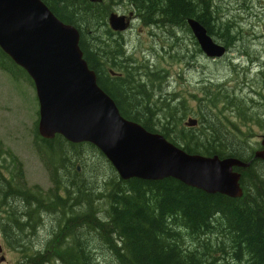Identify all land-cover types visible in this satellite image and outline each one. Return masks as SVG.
Wrapping results in <instances>:
<instances>
[{
	"label": "trees",
	"instance_id": "1",
	"mask_svg": "<svg viewBox=\"0 0 264 264\" xmlns=\"http://www.w3.org/2000/svg\"><path fill=\"white\" fill-rule=\"evenodd\" d=\"M43 1L78 28L84 58L124 117L161 132L187 152L251 161L235 167L241 171L243 193L232 197L172 176L122 178L93 143L36 132L35 145L51 179L47 189L26 184L22 163L13 153L2 159H8L5 164L0 160V211L5 212L0 227L8 243L26 255L23 264H264V159L253 157L255 149L221 118L216 94L198 97L196 124H178L181 115L171 103L175 96L156 94L163 80L155 76L158 70L147 62L137 65L108 22L112 11L131 12L144 25L173 34L184 27L190 31L186 18L193 16L228 49L235 27L216 0ZM198 50L202 52L199 45ZM0 66L10 72L18 67L29 77L1 47ZM185 109L183 105V114ZM224 118L235 125L231 117ZM46 217L49 226L43 225ZM42 226L47 235L30 252L28 236L37 235ZM95 247H104L113 262L105 257L93 262Z\"/></svg>",
	"mask_w": 264,
	"mask_h": 264
},
{
	"label": "water",
	"instance_id": "2",
	"mask_svg": "<svg viewBox=\"0 0 264 264\" xmlns=\"http://www.w3.org/2000/svg\"><path fill=\"white\" fill-rule=\"evenodd\" d=\"M125 17L110 12L109 26L126 29ZM186 21L205 55L226 53V46L198 19L189 16ZM0 47L33 81L41 136L59 133L72 142L93 143L122 178L172 176L208 192L242 194L241 172L235 167L247 166L251 159L190 153L161 132L124 117L84 58L78 28L57 17L43 0H0ZM196 122L188 117L185 124ZM260 143L253 157L264 159V135Z\"/></svg>",
	"mask_w": 264,
	"mask_h": 264
},
{
	"label": "rangeland",
	"instance_id": "3",
	"mask_svg": "<svg viewBox=\"0 0 264 264\" xmlns=\"http://www.w3.org/2000/svg\"><path fill=\"white\" fill-rule=\"evenodd\" d=\"M216 4L225 14L223 17L231 19L236 35L220 57L211 58L198 50L199 43L191 29L189 31L186 27L172 34L165 27L146 26L138 17H132V23L126 29L112 31L116 37L122 35L123 46L137 65L147 62L152 69L158 70L155 76L163 80L161 89L155 90L156 94L175 96L177 100L171 103L176 104L178 116L181 115L178 124L186 126L188 117L199 118L198 97L216 94L221 118L253 149H258L264 135V0H216ZM118 7L124 8L115 6ZM225 93L229 96H224ZM183 105L186 106L184 114ZM38 107L31 79L18 67H13L10 72L0 66V151L6 152L0 155L1 163L5 164L8 159H2L9 157V152L13 153L22 163L26 184H38L47 189L51 179L35 145ZM244 115L251 117L243 119ZM224 117H231L235 125ZM161 123L170 125L165 119ZM76 168L81 169L79 165ZM100 168L101 164L98 170ZM4 172L8 175L6 169ZM4 213L0 211L1 217ZM44 223L49 226L50 218L43 219ZM43 227L37 235L28 236L27 243L33 246L28 245L30 252L41 247L40 239L47 235ZM94 249L93 262L103 257L113 262L104 247ZM7 255L13 263L26 257L13 246ZM99 262L107 264L106 261Z\"/></svg>",
	"mask_w": 264,
	"mask_h": 264
},
{
	"label": "flooded vegetation",
	"instance_id": "4",
	"mask_svg": "<svg viewBox=\"0 0 264 264\" xmlns=\"http://www.w3.org/2000/svg\"><path fill=\"white\" fill-rule=\"evenodd\" d=\"M137 18V15H132L131 18ZM130 18V19H131ZM132 21L130 20V23L129 25H131ZM111 71V72H110ZM114 70H109V73H111V75L115 76L117 72H113ZM113 72V73H112ZM254 153V152H253ZM241 167H245V166H241ZM240 171V170H239ZM241 172V171H240ZM236 197V196H235ZM1 217V215H0ZM10 244L8 243L7 239L4 237L3 233H2V230H1V227H0V264H23V260L21 261L20 259H18L17 261H15L13 263V261L10 260V256L7 255V252L9 251L10 249ZM15 251H17L15 249ZM19 252V251H17Z\"/></svg>",
	"mask_w": 264,
	"mask_h": 264
},
{
	"label": "bare ground",
	"instance_id": "5",
	"mask_svg": "<svg viewBox=\"0 0 264 264\" xmlns=\"http://www.w3.org/2000/svg\"><path fill=\"white\" fill-rule=\"evenodd\" d=\"M243 193V192H242ZM242 195V194H241Z\"/></svg>",
	"mask_w": 264,
	"mask_h": 264
}]
</instances>
